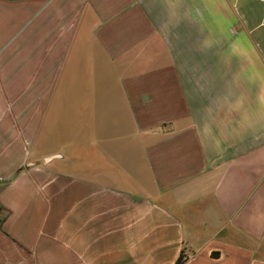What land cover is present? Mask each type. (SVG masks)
<instances>
[{
	"label": "crops",
	"instance_id": "crops-1",
	"mask_svg": "<svg viewBox=\"0 0 264 264\" xmlns=\"http://www.w3.org/2000/svg\"><path fill=\"white\" fill-rule=\"evenodd\" d=\"M183 252L264 264V0H0V264Z\"/></svg>",
	"mask_w": 264,
	"mask_h": 264
},
{
	"label": "trees",
	"instance_id": "trees-1",
	"mask_svg": "<svg viewBox=\"0 0 264 264\" xmlns=\"http://www.w3.org/2000/svg\"><path fill=\"white\" fill-rule=\"evenodd\" d=\"M187 258L184 255V252L181 254L179 259L177 260L176 264H184L186 262Z\"/></svg>",
	"mask_w": 264,
	"mask_h": 264
},
{
	"label": "rangeland",
	"instance_id": "rangeland-1",
	"mask_svg": "<svg viewBox=\"0 0 264 264\" xmlns=\"http://www.w3.org/2000/svg\"><path fill=\"white\" fill-rule=\"evenodd\" d=\"M58 130H59V131H62V123H59Z\"/></svg>",
	"mask_w": 264,
	"mask_h": 264
}]
</instances>
